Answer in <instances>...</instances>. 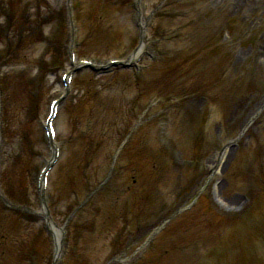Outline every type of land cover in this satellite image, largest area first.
I'll use <instances>...</instances> for the list:
<instances>
[{
  "label": "rangeland",
  "instance_id": "1",
  "mask_svg": "<svg viewBox=\"0 0 264 264\" xmlns=\"http://www.w3.org/2000/svg\"><path fill=\"white\" fill-rule=\"evenodd\" d=\"M131 1L75 0L80 54L107 58L137 47ZM51 2L0 0L1 178L19 204L17 212L0 207L4 264L13 255L8 264L52 260L32 211L39 210L34 175L45 155L39 123L65 66L64 15ZM153 10L155 49L147 69L139 77L129 69L76 75L56 119L64 148L51 171L47 206L58 225L113 172L69 225L65 264H191L192 253L205 254L210 243L190 245L187 229H197L195 222L206 216L219 236L215 251L232 253L248 242L263 258L264 0H147L145 13ZM225 141L235 145L221 197L237 202L243 195L233 188L242 182L260 190L258 210L240 208L238 217L213 203L210 187L217 178L205 170ZM171 150L190 164L176 167ZM174 213L177 220L165 223Z\"/></svg>",
  "mask_w": 264,
  "mask_h": 264
},
{
  "label": "bare ground",
  "instance_id": "2",
  "mask_svg": "<svg viewBox=\"0 0 264 264\" xmlns=\"http://www.w3.org/2000/svg\"><path fill=\"white\" fill-rule=\"evenodd\" d=\"M139 54V52L137 53V55ZM134 57V56H133ZM54 232L56 233L55 235V239H56V242H59V235H58V230L55 229ZM58 246V245H57Z\"/></svg>",
  "mask_w": 264,
  "mask_h": 264
}]
</instances>
